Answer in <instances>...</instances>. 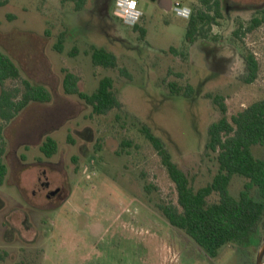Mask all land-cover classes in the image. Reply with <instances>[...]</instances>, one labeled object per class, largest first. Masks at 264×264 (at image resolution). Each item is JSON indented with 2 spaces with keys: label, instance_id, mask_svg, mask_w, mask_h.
<instances>
[{
  "label": "rangeland",
  "instance_id": "1",
  "mask_svg": "<svg viewBox=\"0 0 264 264\" xmlns=\"http://www.w3.org/2000/svg\"><path fill=\"white\" fill-rule=\"evenodd\" d=\"M169 1L171 9L157 0H138L143 38L132 26L100 14L96 0H87L80 10L71 0H7L0 5V48L20 66V77L6 80L0 90L19 98L26 79L45 86L52 96L47 103H30L9 122L0 119V146L5 160H12L7 179L14 181L22 173L21 184L29 188L38 185L36 178L43 173L44 191L59 188L44 209L33 210L11 183L0 186V257L3 251L14 255L0 258V264L20 262L25 253L36 251H41L36 264H253L259 237L243 245L227 243L210 257L167 221L157 204H176L175 186L141 129L163 141L194 188L211 180L217 165L205 148L207 130L222 116L214 98H221L229 120L264 97V24L237 39L232 34L237 22H247L264 0H218L222 17L207 37L185 45L189 53L184 58L168 51L170 46L181 49L187 25L174 4L192 9L200 3ZM92 47L115 54L116 67L93 65ZM244 51L258 62L250 82L244 81ZM63 69L78 76V89L87 94L100 78L110 77L119 107L92 114L84 101L63 92ZM175 88L179 95H172ZM39 126L57 142L58 151L44 158L53 163L20 172L17 152L27 161L42 156L37 145L44 136L25 150L18 148V135ZM252 152L264 159V148L253 146ZM242 184L234 176L230 194L237 195ZM15 207L28 212L38 232L31 243L6 231L4 223Z\"/></svg>",
  "mask_w": 264,
  "mask_h": 264
},
{
  "label": "trees",
  "instance_id": "2",
  "mask_svg": "<svg viewBox=\"0 0 264 264\" xmlns=\"http://www.w3.org/2000/svg\"><path fill=\"white\" fill-rule=\"evenodd\" d=\"M71 1L79 9L87 0ZM6 2L7 0H0V5ZM199 3L187 19L181 49L170 46V53L186 57L185 45L207 37L216 19L222 17L218 0H199ZM237 23L232 33L236 39L241 34L260 27L264 24V5L256 9L247 22ZM132 28L138 30L143 38L145 29L142 26L136 23ZM57 48L60 50V45ZM90 57L93 65L108 68L117 65L115 54L103 47H92ZM242 58L246 71L244 81L250 82L257 75L258 62L250 51H244ZM61 71L63 92L84 101L91 108L92 114L103 115L119 107L110 77L100 78L94 92L87 94L78 89L77 75L65 69ZM19 74V69L10 58L0 52V82L8 77L17 78ZM23 91L22 99L17 103L12 101V91H2V116L11 117L29 101L47 103L52 97L50 91L40 84L26 82ZM170 91L172 95L180 94L176 88ZM183 95L188 97L189 93L184 92ZM214 101L222 116L208 126L205 148L213 154L217 169L211 180L198 188L193 187L186 173L172 160L163 141L148 128L141 129L158 153L176 190V204L159 203L158 209L172 226L184 231L210 257L216 256L218 249L227 243L243 245L249 242L250 237H259L260 228L264 226V159L256 157L252 152L253 146L264 148V97L231 115L229 120L224 115L226 108L221 98H214ZM68 141L73 143L70 138ZM39 150L44 157L50 158L57 150V142L47 136ZM2 151L0 149V182L6 174V167L1 159ZM234 176L243 179L242 188L237 195H231L228 190ZM143 188L149 191L148 184L145 183ZM213 194L217 196V200L210 202L208 198Z\"/></svg>",
  "mask_w": 264,
  "mask_h": 264
},
{
  "label": "flooded vegetation",
  "instance_id": "3",
  "mask_svg": "<svg viewBox=\"0 0 264 264\" xmlns=\"http://www.w3.org/2000/svg\"><path fill=\"white\" fill-rule=\"evenodd\" d=\"M114 1L115 0H96L97 11L100 14H103L106 17H108L109 20H111V21L116 20V21H120L122 24H124L122 19L114 12ZM157 1H158L159 5L163 6V8H165V9H171L173 7L172 3L169 0H157ZM84 5L79 9H76V8L75 9L80 10L84 7ZM98 5H101V7L99 8ZM176 5H180V6H184L186 8H189L188 6L182 5V4L177 3V2L174 4V7ZM189 9L191 10V12H192V10H194V8H192V9L189 8ZM143 17H144V13L142 11V15L140 16L139 20L137 21L138 24L143 19ZM192 44H189V45H192ZM1 49L2 48H0V52L5 54L7 57H9L10 60L19 69V72H20V66H19L18 62L16 61V59L14 61V59L12 57H10V55H8V53H10L9 51H6L4 49H3L4 50L3 51ZM188 53L189 52L187 51V55H188ZM19 77H20V74H19ZM19 77H17V78H19ZM17 78H11V77L5 78L2 82H0V86H3V84L6 80H15ZM26 82H29V80H26V79L22 80V85H23L22 92H21L19 98H13L12 99V101L14 103H17L18 101H20L22 99L21 96H22V93L24 92L23 90L25 88ZM4 90H6V89L1 88V90H0V103L2 102L1 94H2V91H4ZM32 102H35V101L27 102L26 104L23 105V107L17 113H13V115L9 118H5L4 116H2L0 114V119L5 121V122L11 121L21 111H23L26 107H28L29 104ZM37 103H42V102H37ZM43 127L44 126H39V127L35 128L31 132V134H29V135H26V133L18 135L19 136L18 137V142H19L18 148L21 147L25 150L29 149L31 147V145L33 144V142H38L40 136L43 135L44 136L43 139H41V141H39V143L37 145L38 146L37 149H38L39 153L41 154L39 147L42 144V142L44 141V139L47 136H50L47 133H44V131H42ZM0 149L3 150L2 154H1V159H2V161L6 167V174H5V177L2 179V181L0 182V186L5 181L11 183V185L16 187L19 196H21L22 200L25 203H27L29 205V207H31L33 210L44 209L47 206V202L48 201H49V203L52 202L53 199L57 196V194L59 192L58 186L51 188V189H48L47 192L44 191V187L47 188L48 186L46 184L47 183L46 182V175L44 176L43 173L38 175V177L36 178L38 185L35 184L29 188L26 186H23L21 184L22 173L19 176H16V179L14 181L10 182L9 179H7V175L9 174V171L12 167V160L11 161L5 160V156H4L5 149L3 148V146H0ZM57 151H58V146H57L56 152L53 155H55L57 153ZM44 158L49 159L47 157H44L43 155L42 156L38 155V156H34V160L27 161L28 159L25 157V155L22 152H17V163L20 165V167H19L20 172L25 171V170H30L33 167H39L40 168L41 165H44L46 163H53V162L46 161ZM25 160H26V162H25ZM4 226L6 227V231L8 233H11L12 236L14 234H16V236L19 237L25 243H31L36 238V236L38 235L37 230L35 229L32 222L30 221L28 212L23 211V210L16 208V207L13 208L11 210V212L9 213V216L7 217V221L4 223ZM263 238H264V226H263V231L259 232V244ZM40 252L41 251H36L35 253H30V254L25 253V255H26L25 260H22L20 262H15L14 264H36V262L39 258L38 256H40ZM2 255L3 256L0 258H3V259L8 258V257L14 258V255L12 253H9L6 251H3ZM263 260H264V256H263ZM254 263H255V260H254L253 264Z\"/></svg>",
  "mask_w": 264,
  "mask_h": 264
},
{
  "label": "clouds",
  "instance_id": "4",
  "mask_svg": "<svg viewBox=\"0 0 264 264\" xmlns=\"http://www.w3.org/2000/svg\"><path fill=\"white\" fill-rule=\"evenodd\" d=\"M126 3V7L123 8V11L118 13V15H121L122 17L124 16V14H127V19L126 22L128 23H132L135 22L139 16L142 14L141 11L139 10H135L136 9V0H118V4L117 7H120L121 3ZM132 10V11H130ZM176 13L178 16H181L185 19H188L190 14H191V10L189 8H177L176 9Z\"/></svg>",
  "mask_w": 264,
  "mask_h": 264
},
{
  "label": "built area",
  "instance_id": "5",
  "mask_svg": "<svg viewBox=\"0 0 264 264\" xmlns=\"http://www.w3.org/2000/svg\"><path fill=\"white\" fill-rule=\"evenodd\" d=\"M117 4H118V0H115L114 1V12L118 15V13H120V12H122L123 11V8H125L127 5H126V3H121V5H120V7H117ZM177 8H185L184 6H180V5H176L175 6V9H177ZM135 10H139V11H141V13H142V10L141 9H139V7H138V0H136V9ZM130 11H132V10H130ZM142 15V14H141ZM140 15V16H141ZM121 19H122V21H123V23L125 24V25H128V26H133V25H135L136 23H137V21L139 20V18H140V16H139V18L135 21V22H132V23H128V22H126V19H127V14L125 13L124 14V16L122 17L121 15H118Z\"/></svg>",
  "mask_w": 264,
  "mask_h": 264
},
{
  "label": "water",
  "instance_id": "6",
  "mask_svg": "<svg viewBox=\"0 0 264 264\" xmlns=\"http://www.w3.org/2000/svg\"><path fill=\"white\" fill-rule=\"evenodd\" d=\"M263 256H264V238L262 239V241L258 246L254 264H263L264 263Z\"/></svg>",
  "mask_w": 264,
  "mask_h": 264
},
{
  "label": "crops",
  "instance_id": "7",
  "mask_svg": "<svg viewBox=\"0 0 264 264\" xmlns=\"http://www.w3.org/2000/svg\"><path fill=\"white\" fill-rule=\"evenodd\" d=\"M138 5H139V2H138Z\"/></svg>",
  "mask_w": 264,
  "mask_h": 264
}]
</instances>
